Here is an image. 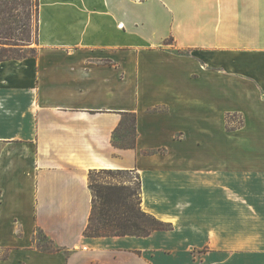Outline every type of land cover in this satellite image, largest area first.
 Listing matches in <instances>:
<instances>
[{"label": "crops", "instance_id": "0c3cea01", "mask_svg": "<svg viewBox=\"0 0 264 264\" xmlns=\"http://www.w3.org/2000/svg\"><path fill=\"white\" fill-rule=\"evenodd\" d=\"M101 168L172 228L84 236ZM0 264H264V0H39L0 61Z\"/></svg>", "mask_w": 264, "mask_h": 264}, {"label": "trees", "instance_id": "16d2710c", "mask_svg": "<svg viewBox=\"0 0 264 264\" xmlns=\"http://www.w3.org/2000/svg\"><path fill=\"white\" fill-rule=\"evenodd\" d=\"M39 0H35V32L37 34V11ZM30 0H0V61L20 59L30 55L20 54V46L27 42ZM137 137L136 115L123 112L118 126L112 133V143L121 148L135 146ZM111 178L101 184L93 182V175ZM134 174L137 185L133 187L127 179ZM91 190V210L83 234L87 237L133 235L147 236L155 230H168L172 225L146 212L141 206L140 176L133 169H91L88 173ZM42 231L39 228L36 231ZM44 238H47L44 236ZM35 240L37 248L58 250L50 239Z\"/></svg>", "mask_w": 264, "mask_h": 264}, {"label": "rangeland", "instance_id": "374dc122", "mask_svg": "<svg viewBox=\"0 0 264 264\" xmlns=\"http://www.w3.org/2000/svg\"><path fill=\"white\" fill-rule=\"evenodd\" d=\"M30 5H31V10H30V16L28 17L29 19V28H30V31L28 33V40L27 42H21V43H24L22 44L19 48H20V54L22 55H30V54H33L35 53L36 51V32H35V26H36V15H35V0H30ZM234 119V124L237 125L239 123L242 122L241 118L239 116H235L233 117ZM233 123V122H232ZM127 179H129L131 181V184L133 187H136L137 185V180L134 176V174H128L127 175ZM111 178H109L108 176H105V175H99V174H94L93 175V182L95 184H101L105 181H110ZM44 236H46L42 231H35V238L38 239V238H43L44 240H48L49 238H44Z\"/></svg>", "mask_w": 264, "mask_h": 264}]
</instances>
